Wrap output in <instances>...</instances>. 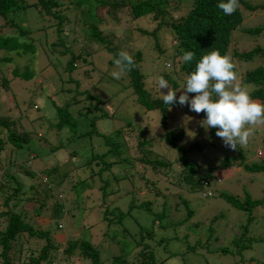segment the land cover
<instances>
[{
	"label": "rangeland",
	"instance_id": "rangeland-1",
	"mask_svg": "<svg viewBox=\"0 0 264 264\" xmlns=\"http://www.w3.org/2000/svg\"><path fill=\"white\" fill-rule=\"evenodd\" d=\"M242 1L252 6L262 2V0ZM241 13L242 22L231 32L225 53L230 56L232 51L244 53L254 47L264 48V33L250 34L242 31L264 27V8L254 10L248 16L242 10ZM113 18L111 22H105L104 35L112 30V33L123 40L124 51L138 50L141 54L138 68L144 77V88L152 97L159 98L166 94L167 89L160 90L158 87V73L162 71L169 77L177 76L175 81L179 79L177 64L171 61L170 32L160 30L153 39L147 34L140 33L139 29L150 32L154 22L144 18L127 20L129 17L124 12H119ZM42 19L32 7L13 16L14 22L21 28L32 27L31 35L34 43L44 47L45 54L43 52L40 54L42 50L38 47L35 57L30 53L20 55L11 53L4 54L9 58L8 63L0 62V79L1 77L7 79L9 88L8 92L3 93L0 85V119L14 120V123L29 135L26 144H22L20 148L4 146L0 154V167L1 173L13 174L25 189L29 184L39 181L46 183L39 180L36 175L26 174L27 169L36 172L43 168L55 167L62 178L58 189L52 192L62 201L64 209L61 212L62 218L57 222V234L54 235V239L60 244L75 239L87 240L98 250L100 263L110 264L111 256L129 255L136 250L134 241L138 239L140 228L151 229L152 239H143V243L151 245V251L158 264H168L177 257L181 264H264V200L261 205L250 211L254 219L250 224L249 235L258 238L252 241L250 248L242 250L238 255L209 252L213 248L227 244L237 225L243 222L245 215L218 198H200V191L185 193L184 190L176 189L178 187L175 186V181L179 179L180 169L175 162L177 154L166 146L160 136L163 129L168 131L180 129L182 138L178 145L183 148L193 145L188 152V159L197 169H204L222 158L238 156L246 165H264V126L256 127L249 143L243 147L238 146L237 150L224 146L223 141L216 136L217 129L206 130L202 127L200 122L206 118L204 113L197 115L190 111L187 105L171 106V110L166 109L162 126L155 110L141 109L134 102L129 88L124 89L125 83L112 77L114 70L105 68L107 55L102 49L84 56V60L76 61V67L69 75L70 80L62 67L67 55L54 54L44 45L45 39L51 42L54 36L51 27H47L48 23H44ZM0 33L12 35L8 30H2ZM61 34L69 44L75 38V43L80 44L84 49H100L97 45H90L82 35H79L78 25L72 26L70 30L66 26ZM154 41H157L161 52L153 46ZM77 48L78 46L75 45L74 49ZM231 57L236 64L239 77L241 73L264 64V56L261 54L254 55L248 60ZM165 63L170 66H164ZM26 66L33 74L30 80L11 76V69L21 71ZM84 70L89 71L86 73L87 76L84 75ZM241 83L247 85L249 91L253 89L251 84ZM80 90H88L91 95L98 96L103 102L100 104L101 110L104 109L111 117L92 119V116L98 112L92 108L94 105L92 99L84 98L78 93ZM67 101H69L67 112L76 122L74 130L66 126L59 128L54 126L58 119L55 108ZM125 124L130 125L134 131ZM119 127L123 129L122 138L127 139L130 144L126 154L122 152L109 172H106L108 173L106 178L109 180L112 179L111 177L117 179L112 185L113 191L109 195L105 191V198L99 196L96 190L91 191L92 188L84 190L76 187L75 192L70 191L68 185L75 187L74 181L84 180L88 185L97 183L98 166L93 160L88 164L86 160L104 151L101 135ZM3 133L4 128L0 126L2 141H4ZM136 133L140 138L148 140L151 155L171 163L167 170L159 168L158 173H155L147 168H136L132 164H126L127 166L118 164L119 159L130 156L136 151ZM257 151L261 153L259 158L256 157ZM29 154H31L30 159L25 161V155ZM9 159L14 162L9 163ZM83 164L85 165L82 166ZM236 165L235 163L229 168L217 169L214 174L216 173L219 182L218 184L213 182L211 189L222 190L238 197L245 193L253 200L264 199V172L245 171L241 166ZM140 175L142 179L153 181L154 188L150 185L144 188ZM123 176L126 178H121ZM209 189L202 187L204 192ZM179 192L184 196L182 198L187 200L186 204L193 215L180 225L171 227L168 226L169 223L182 220L185 213L178 204ZM74 193L78 198L73 195ZM143 200L150 202L151 211L166 213V218L162 220L166 226L159 228L156 223L151 224L152 217L147 210L140 207L128 209L129 203L136 204ZM102 209L124 211L125 215L119 222H112L102 219L100 213ZM26 210L29 208L26 207ZM39 212L40 215L34 216L33 221L34 225L43 229L47 223L48 212L44 209ZM215 215H218V218H214ZM210 223H212V231L208 234ZM160 238L162 242L159 241ZM196 243L198 245L192 250L191 247ZM37 249L38 247H34L33 244H23L22 250L28 251L27 254L26 251L24 252V259L29 253H36ZM57 257L53 264L63 263V260L59 261ZM70 262L87 264L85 260L79 258H74Z\"/></svg>",
	"mask_w": 264,
	"mask_h": 264
},
{
	"label": "trees",
	"instance_id": "trees-1",
	"mask_svg": "<svg viewBox=\"0 0 264 264\" xmlns=\"http://www.w3.org/2000/svg\"><path fill=\"white\" fill-rule=\"evenodd\" d=\"M220 2L221 0H31V2H28V0H0V31L8 30L12 32V35L0 33V62L8 63L9 58L6 56L11 53L13 55L30 53L35 57L38 47L42 50L39 53L42 54L43 52L45 54L44 47L39 46V44L37 46L34 43L31 35L32 27L30 29H23L13 20V16L16 13L32 7L43 18L44 23H48L47 27H51V32L54 36V40L51 42H47L45 39L44 45L54 54L67 55V59L62 67L63 72H66L68 77L71 75L73 69H75L76 61L79 59L84 60V56L94 54V52L97 53L101 49L107 55L105 68L118 71L114 60L117 58L118 53L124 50V42L120 40L118 35L112 33V30H109L110 32L104 35L103 27L106 21L111 22L116 14L124 12L129 17L127 20L132 21L144 18L152 23L154 22V26L150 32L139 29L140 33L147 34L153 39L154 35H157L160 30H168L170 32L172 41L170 48L171 61L177 64L179 79L175 81L174 79L177 76L169 77L162 71L158 73V77L163 76L169 82V85L177 91L178 100L187 76L195 70L196 63L203 55L213 50H219L221 55L226 53L231 32L242 22L243 14L241 10L248 16L252 11L264 8V0L259 5L253 6L239 0L241 7L232 15H225L217 8V4ZM75 25H78L79 35H82L90 45H97L100 49H84L80 44L75 43V38L70 41L72 45L69 44L61 32L65 30L66 26L70 30ZM44 27L46 28V26ZM242 31L250 34L264 33V27L252 30L243 29ZM75 45L78 46L77 49H74ZM153 46L158 52H161L157 41H154ZM187 51H193L195 57L191 62L185 63L182 56ZM127 52L133 56L135 67L131 72L123 75L120 81L125 83L124 89L128 90L129 88L134 102L141 109L145 111L155 110L158 113L163 126L166 109L171 106L180 105L176 103L168 106L163 103L162 96L159 98L152 97L144 88V77L138 68L141 62L140 52L138 50H127ZM257 54L264 56V48L254 47L244 53L232 51L231 56L240 60H248ZM165 65L170 66L168 63H165ZM83 72L85 76H87V72L89 73L88 70H84ZM10 74L12 77L23 80H30L33 76L27 66L23 67L21 71L11 69ZM69 79L71 80L70 77ZM239 79L241 82L252 85L253 89L250 93L254 100H258L260 103L264 102V64L258 65L243 74L241 73ZM0 85L3 93L8 92L7 79L1 77ZM78 93L86 99H92L94 103L92 108L98 112L92 116V119L111 117L104 109L101 110L100 104L103 102L98 96L91 95L88 90H80ZM189 96L192 97L194 94H189ZM68 104L69 101L55 108L58 116L54 124L55 128L66 126L74 130L76 122L75 118H72L67 112ZM0 126L4 128V141L0 138V154L6 145L11 148H20L22 144H26L28 141V133L21 130L14 123V120L7 118L0 119ZM125 126L131 128L128 124H125ZM122 130L119 127L105 135H101L102 143L105 146L104 151L86 160L87 164L93 160L98 166L96 170L97 183L88 185L84 180L74 181L75 187L68 185L70 191L73 190L75 192L76 187H78L77 189L84 190L92 188L91 191L96 190L102 198H105V191H107L108 195L113 191L112 185H114L117 179L111 177L112 179L109 180L106 178V174H108L106 172H109L122 152L126 154L128 144H130L127 139L122 138ZM131 130L134 131L132 128ZM160 136L166 146L177 154L175 162L179 165L180 169L179 179L175 181V186L178 187L176 189H179V191L184 190L185 193L200 191V198H218L224 204L245 215L243 222L237 225L235 231L232 233V238L227 244L213 248L209 252L220 255H238L242 250L250 248L252 241L258 240V238L249 235L250 224L254 219L250 211L261 205L264 199L253 200L245 193L241 197H238V195H232L222 190H212L211 186L215 179H217L214 172H217L219 168H229L236 163V166H241L245 171L264 172V165H246L238 156L237 158H222L217 163L206 166L204 169H197L196 165L188 159V152L193 145L187 148L178 145V142L182 138V131L180 129L176 128L169 131L163 129ZM135 139L136 151L130 156L119 159L120 162L118 164L122 163L124 166L132 164L136 168H147L155 173H158L159 168L167 170L170 167V162L150 154L148 140L140 138L137 133ZM30 157L31 154L25 155L24 160H29ZM8 161L9 163L14 162V160L10 161V159ZM1 169L0 167V264H53L58 253L60 255L57 257V260H63L62 262L79 258L85 260L87 264H101L98 250L87 240L75 239L60 244L54 239V235L57 234V222L62 218L61 212L64 209L62 201L56 195H53L52 192V190L58 189L62 178L54 166L43 168L36 172L27 169L26 174L36 175L39 177V180L41 179L43 180L42 182H46L41 183L39 181L29 184L27 189L20 185L13 174L4 173V176L1 173ZM121 178H126V176ZM140 178L144 183V188L148 185L154 188L153 181L142 179L141 175ZM204 185L211 190L209 189L204 192L202 190ZM73 195L78 198V195H75V193ZM177 197L179 199L178 204L181 205L185 213L182 220L169 223L168 226L171 227L173 225H180L193 215L192 210L186 204L187 200L182 198L184 197L182 193L179 192ZM150 205L149 201L143 200L136 204L134 202L133 204L129 203L128 209L130 207H140L147 210L152 217L151 224L156 223V226L159 228L166 226L165 223H162L163 218H166V213L164 211L153 212L150 209ZM26 207L29 210H26ZM42 209L48 212L47 223L43 229L38 225H34L33 221V217L40 215L39 211ZM100 213L102 219L116 223L125 215L124 211L115 209H102ZM215 216L214 218H218V215ZM51 223L53 226H49ZM211 225L212 223L209 224L208 234L212 231ZM139 232L138 239L134 241L136 250L129 255L111 256L110 264H158L151 251V245L143 243V239H152L153 230L140 228ZM32 240H35V242ZM159 241L162 242V238ZM27 243L28 245L33 244L38 249L36 253L33 254L31 252L24 259V252L26 251L27 254L28 251H23L22 245ZM197 245V243L193 245L191 247L192 250Z\"/></svg>",
	"mask_w": 264,
	"mask_h": 264
},
{
	"label": "clouds",
	"instance_id": "clouds-1",
	"mask_svg": "<svg viewBox=\"0 0 264 264\" xmlns=\"http://www.w3.org/2000/svg\"><path fill=\"white\" fill-rule=\"evenodd\" d=\"M240 7L239 0H221L217 4V8L225 15H232ZM194 57L193 51H187L182 59L188 63ZM114 64L118 71H114L112 77L120 79L132 71L135 60L130 53L121 50ZM158 87L160 90H168L167 94H161L165 105L178 103L180 106L187 105L189 110L197 115L204 113L206 118L200 122L201 126L206 130L217 129L216 136L231 150L246 146L254 136L256 127L264 126V103L252 98L248 86L240 82L233 58L228 54L221 55L219 50L210 51L200 58L195 70L187 76L178 100L177 91L163 76L158 78ZM189 94L194 96L190 97ZM260 156L261 153L257 151L256 157ZM218 182V179H215L214 183ZM61 264L72 263L67 261ZM168 264H181V261L177 257Z\"/></svg>",
	"mask_w": 264,
	"mask_h": 264
},
{
	"label": "crops",
	"instance_id": "crops-1",
	"mask_svg": "<svg viewBox=\"0 0 264 264\" xmlns=\"http://www.w3.org/2000/svg\"><path fill=\"white\" fill-rule=\"evenodd\" d=\"M257 102H259L258 100H256ZM260 103V102H259ZM263 133H264V131H263Z\"/></svg>",
	"mask_w": 264,
	"mask_h": 264
}]
</instances>
